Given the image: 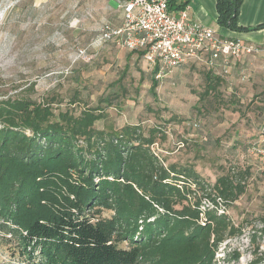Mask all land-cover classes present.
Listing matches in <instances>:
<instances>
[{"label": "trees", "instance_id": "16d2710c", "mask_svg": "<svg viewBox=\"0 0 264 264\" xmlns=\"http://www.w3.org/2000/svg\"><path fill=\"white\" fill-rule=\"evenodd\" d=\"M168 1L176 12L188 4ZM242 3L216 0L218 24L263 28L239 24ZM209 70L206 95L224 83ZM117 96L79 113H55L56 99L0 100L1 236L15 242L20 264H218L220 245L242 231L221 206L237 200L245 184L227 174L209 183L192 166L165 165L152 148L167 136L161 125L98 128ZM124 241L128 247L119 245ZM229 256L232 264L241 254ZM248 264H264V254L256 252Z\"/></svg>", "mask_w": 264, "mask_h": 264}, {"label": "rangeland", "instance_id": "374dc122", "mask_svg": "<svg viewBox=\"0 0 264 264\" xmlns=\"http://www.w3.org/2000/svg\"><path fill=\"white\" fill-rule=\"evenodd\" d=\"M120 14L117 0H0V100L56 99L55 113H79L118 94L98 128L161 125L167 136L152 148L165 165L192 166L209 183L227 174L245 184L237 200L221 206L242 231L216 257L227 264L228 253L238 251L240 260L231 263H250L256 252L264 254V163L251 150L264 126V56L242 57L227 75L218 72L224 83L208 95L207 66L176 67L159 77L154 97L152 67L143 56L115 42L91 46L103 22L118 25ZM80 47L88 57L74 60ZM2 233L0 264H20L15 242H5Z\"/></svg>", "mask_w": 264, "mask_h": 264}, {"label": "built area", "instance_id": "2783aa9c", "mask_svg": "<svg viewBox=\"0 0 264 264\" xmlns=\"http://www.w3.org/2000/svg\"><path fill=\"white\" fill-rule=\"evenodd\" d=\"M117 4L121 23L115 25L104 21L91 46L100 48L108 42H115L141 53L152 69H158L157 78L190 63H201L221 75H227L232 63L238 59L264 51L261 45L224 37L214 29L191 20L187 8L177 12L170 9L168 0H117ZM75 22L79 23V19ZM87 57V47H80L74 60ZM69 72L70 69L66 68L61 73ZM251 150L264 163V126L259 137L252 141ZM205 220L203 211L201 222Z\"/></svg>", "mask_w": 264, "mask_h": 264}, {"label": "crops", "instance_id": "0c3cea01", "mask_svg": "<svg viewBox=\"0 0 264 264\" xmlns=\"http://www.w3.org/2000/svg\"><path fill=\"white\" fill-rule=\"evenodd\" d=\"M186 1V0H178ZM191 20L214 29L224 37L239 38L264 47V27L249 31H233L218 24L216 0H188L186 6ZM243 27H256L264 23V0H243L238 16ZM264 56V51L258 54Z\"/></svg>", "mask_w": 264, "mask_h": 264}]
</instances>
